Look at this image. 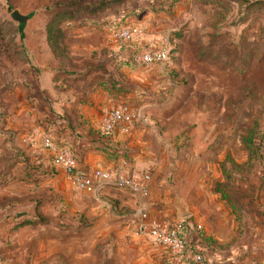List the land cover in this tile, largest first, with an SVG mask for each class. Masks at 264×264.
<instances>
[{
  "label": "rangeland",
  "instance_id": "rangeland-1",
  "mask_svg": "<svg viewBox=\"0 0 264 264\" xmlns=\"http://www.w3.org/2000/svg\"><path fill=\"white\" fill-rule=\"evenodd\" d=\"M71 1L86 6L97 0H0V264H104L110 247L116 253L123 247L110 244L119 231L134 252L140 238L151 243L141 228L153 221L178 224L184 233L187 208L195 227L206 203L215 205L221 196L227 204H252L253 198L259 204L264 0H118L63 21L59 50H53L45 25L56 4ZM14 10L29 16L22 39L9 16ZM133 27L141 33L128 42L118 38ZM155 49H167L168 60L132 62V53ZM101 89L117 100L111 108L141 114L121 148L126 158L141 156L137 173L150 176L148 191L166 197L178 214L173 218L150 220L140 206L144 196L127 191L93 197L74 187L61 166L54 169L41 136L76 146L84 121L74 117L75 100L102 98ZM99 122L94 130L101 133ZM11 144L15 151L8 154ZM44 156L53 167L28 163ZM76 166L83 168L77 159ZM177 196L183 218L173 203Z\"/></svg>",
  "mask_w": 264,
  "mask_h": 264
},
{
  "label": "crops",
  "instance_id": "crops-1",
  "mask_svg": "<svg viewBox=\"0 0 264 264\" xmlns=\"http://www.w3.org/2000/svg\"><path fill=\"white\" fill-rule=\"evenodd\" d=\"M41 70L50 72L44 66L41 67ZM53 72L55 71H52L51 75H53ZM49 75L50 73L46 77H50ZM49 80L48 82L50 84L54 82L51 79ZM94 85L96 87L99 86L97 84ZM98 93H103L102 98L93 94L90 95L89 100L85 95L75 100L74 117L75 119L82 118V121H84L82 125H79V128L83 130V138L80 142H76V146L74 147L70 145L71 143L66 144L74 151L76 159L83 167L80 170L85 173H92L96 169L115 172L116 168L118 170H124L126 168L125 171H136L143 166L144 161H141V156L138 154H133L132 157L126 158L127 154L123 152L124 150L122 148L126 145L124 141L127 139V134L122 132L119 127L109 135H102L94 130V123L99 122L102 115L99 109L105 112L117 101L111 95H107L106 90L101 89ZM126 141L128 144L131 143L128 140ZM2 147L0 145V150ZM10 150L11 152L8 154L14 153L15 146L13 144L7 147V152ZM15 159L13 158L11 162L8 160L7 164H15ZM28 163L34 164L37 167L41 166V168H44L46 164L53 165L52 161L45 156L42 158H28ZM160 168V166H157V170ZM54 169L60 172L62 171L59 166H54ZM45 175L46 177L50 176L48 173ZM99 185H101L100 192L90 193L91 196L104 197L108 195L112 197L113 191H119L110 182H101ZM153 186V183L150 184L148 182V189H152ZM148 189L144 197L136 196H138L137 198L143 197L140 206L143 209H148L150 220L164 217L166 219L173 218L174 213L177 214V212L172 210V205L166 201V197L164 198L161 195L155 196ZM177 200L181 201V198L178 196L175 197L173 203L179 206V209L178 207L177 209L181 210L183 215L181 214L180 217L183 218V204L178 203ZM251 200L253 201L252 204L249 203V200L246 205H239L237 203L227 204L226 199H223V196H221L215 205L206 203L205 213L200 218V224L202 226L200 224L196 225L199 232L195 229L196 226H193L192 218H190L192 211L187 208V228L185 227L184 229L189 244L187 256H175L170 253L164 255V252H161L162 247L152 241L150 243L144 238L137 240L140 246L132 252L131 247L122 238L124 234L121 237V231H119V235L115 233L113 237L109 236V240H111V245L118 244L123 245V247H120V252L117 253L110 247V252L108 251L106 253L108 262L104 264H133V261L135 264H195L192 262L191 256L193 252L197 251H200L203 255V262L201 264H264V213L262 214L261 212L259 214L257 211V209L264 208V198L259 204L256 203L254 198ZM22 228H18L16 233L20 232ZM1 241L2 238L0 236V243ZM2 264H6V261L2 262Z\"/></svg>",
  "mask_w": 264,
  "mask_h": 264
},
{
  "label": "built area",
  "instance_id": "built-area-1",
  "mask_svg": "<svg viewBox=\"0 0 264 264\" xmlns=\"http://www.w3.org/2000/svg\"><path fill=\"white\" fill-rule=\"evenodd\" d=\"M141 30L137 27L121 29L117 35L118 38L128 42L134 36L139 35ZM169 51L167 49L149 50L135 52L131 54V60L135 64L147 65L152 62H164L168 60ZM141 114L137 111L121 107H113L105 111L100 119L98 129L102 134L109 135L116 128L126 132L128 128L141 119ZM43 146L52 153V160L55 165L61 166L72 184L79 190L86 193H99L102 183H111L118 190L127 191L133 195L144 196L147 193V184L150 176L148 174L140 175L137 171L117 170L111 172L108 170L96 169L92 173H85L76 166V159L68 147L57 145L53 138L48 135L41 136ZM97 181V183H96ZM145 231L152 241L160 247L167 250L175 256H187L189 244L185 234L178 224L161 225L157 222H151L147 228H141ZM192 262L201 264L203 255L200 251L193 252Z\"/></svg>",
  "mask_w": 264,
  "mask_h": 264
},
{
  "label": "trees",
  "instance_id": "trees-1",
  "mask_svg": "<svg viewBox=\"0 0 264 264\" xmlns=\"http://www.w3.org/2000/svg\"><path fill=\"white\" fill-rule=\"evenodd\" d=\"M118 0H97L92 4H88L86 6H77L76 2H68V3H58L59 10L55 11L53 16L49 19V21L45 25L46 31V41L48 45H50L53 50L58 49L62 39V30L60 28V24L63 21L73 19L78 13L82 11L88 12H96L104 8L110 3L116 2ZM19 32L21 39L23 38V28L24 24H19Z\"/></svg>",
  "mask_w": 264,
  "mask_h": 264
},
{
  "label": "water",
  "instance_id": "water-1",
  "mask_svg": "<svg viewBox=\"0 0 264 264\" xmlns=\"http://www.w3.org/2000/svg\"><path fill=\"white\" fill-rule=\"evenodd\" d=\"M9 16L16 21L18 24H24L29 19V16L26 14L20 13L18 10L12 11Z\"/></svg>",
  "mask_w": 264,
  "mask_h": 264
}]
</instances>
